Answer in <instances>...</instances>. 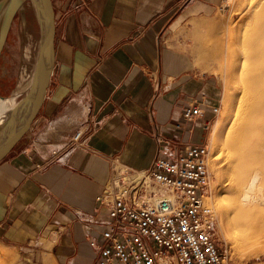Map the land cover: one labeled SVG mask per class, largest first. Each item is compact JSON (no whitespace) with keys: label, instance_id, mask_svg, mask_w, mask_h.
<instances>
[{"label":"crops","instance_id":"0c3cea01","mask_svg":"<svg viewBox=\"0 0 264 264\" xmlns=\"http://www.w3.org/2000/svg\"><path fill=\"white\" fill-rule=\"evenodd\" d=\"M219 2L58 0L55 69L32 127L43 131L0 162V245L35 250L39 242L59 264H94L89 238L103 229L94 217L107 216L97 197L115 163L145 169L206 141L203 120L187 121L182 111L197 101L213 117L220 85L169 43L173 29ZM61 108L77 119L48 127Z\"/></svg>","mask_w":264,"mask_h":264},{"label":"built area","instance_id":"2783aa9c","mask_svg":"<svg viewBox=\"0 0 264 264\" xmlns=\"http://www.w3.org/2000/svg\"><path fill=\"white\" fill-rule=\"evenodd\" d=\"M219 110L214 106L213 117L205 118L202 105L191 101L182 114L187 121L202 119L209 130ZM82 135L77 131L73 140ZM209 154L207 142L192 143L175 155L156 157L145 169L115 163L97 197L107 216L94 217L103 225L100 238H89L97 251L94 264H227L217 239Z\"/></svg>","mask_w":264,"mask_h":264},{"label":"rangeland","instance_id":"374dc122","mask_svg":"<svg viewBox=\"0 0 264 264\" xmlns=\"http://www.w3.org/2000/svg\"><path fill=\"white\" fill-rule=\"evenodd\" d=\"M224 3L225 0H220L208 13L188 17L183 21L182 26L173 29L176 42L169 45L191 56L193 66L196 67L199 75L203 74L209 79L212 78L220 85L221 96L216 105L220 107V110L212 127L206 130L205 142L208 143L210 150L208 165L213 182L212 198L218 214L217 239L220 246L226 250L225 262L227 264H264V250L261 249L264 242H256L258 238H264V231H256L255 236L233 237L224 224L227 221V214L219 207L220 197L227 194L225 189L228 181V164L223 155V152L225 153L224 136L228 128L227 122L234 112L238 94L236 68L229 65L230 60L222 49L228 44L225 33L242 22L239 12L243 8L242 0H233L226 6ZM53 4L54 7L57 6L58 0H53ZM0 21L1 25L6 26V18ZM38 38L39 25L33 6L29 0H25L11 21L3 42L0 43V95L3 98H14L15 106L23 97L33 74ZM76 101L77 99L72 100L70 105ZM66 106H69V103ZM68 108L59 109L48 127L61 118H65V122L70 126L71 120L75 121L80 116L82 108L74 106L78 116L75 115L76 113H70L71 109ZM42 126L44 125H36L34 129H31L14 150L19 151L28 146L30 140L43 131ZM47 148L49 149V146L39 149L41 151ZM216 153H220L221 156L217 157ZM32 247L35 250H21L0 245V264H59L51 252L48 254L39 249V242Z\"/></svg>","mask_w":264,"mask_h":264},{"label":"bare ground","instance_id":"6f19581e","mask_svg":"<svg viewBox=\"0 0 264 264\" xmlns=\"http://www.w3.org/2000/svg\"><path fill=\"white\" fill-rule=\"evenodd\" d=\"M232 1L225 0V6ZM11 2L0 0L2 21ZM242 4V22L225 33L228 44L222 49L229 65L236 68L238 80L236 105L224 136L227 194L219 202L220 209L227 214L224 224L235 238L264 231V0H242ZM5 35L6 29L0 24V43ZM14 102V98L0 95V132L16 114ZM261 249L264 250V244Z\"/></svg>","mask_w":264,"mask_h":264},{"label":"water","instance_id":"95a60500","mask_svg":"<svg viewBox=\"0 0 264 264\" xmlns=\"http://www.w3.org/2000/svg\"><path fill=\"white\" fill-rule=\"evenodd\" d=\"M25 0H12L8 9L6 34L15 14ZM39 25L34 71L23 97L16 104V114L0 132V162L24 139L37 120L45 102L55 69L56 19L53 0H30Z\"/></svg>","mask_w":264,"mask_h":264},{"label":"clouds","instance_id":"9594fccd","mask_svg":"<svg viewBox=\"0 0 264 264\" xmlns=\"http://www.w3.org/2000/svg\"><path fill=\"white\" fill-rule=\"evenodd\" d=\"M256 242L257 243H262V242H264V238H258Z\"/></svg>","mask_w":264,"mask_h":264}]
</instances>
